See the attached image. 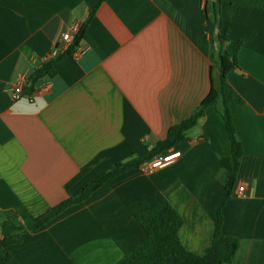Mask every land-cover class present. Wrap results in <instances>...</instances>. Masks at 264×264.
<instances>
[{
    "label": "crops",
    "instance_id": "0c3cea01",
    "mask_svg": "<svg viewBox=\"0 0 264 264\" xmlns=\"http://www.w3.org/2000/svg\"><path fill=\"white\" fill-rule=\"evenodd\" d=\"M213 2L106 0L80 45L86 53L58 60L33 99L15 102L11 86L64 54L62 36L86 22L96 0H0V222L31 223L152 152L208 96L227 33L242 44L228 82L244 101L231 110L244 155L223 234L240 242L231 264H264V0H222V31ZM216 109L188 131L173 165L120 175L25 234L0 264H120L147 240L137 215L160 198L183 218V246L204 254L225 196L220 161L232 153Z\"/></svg>",
    "mask_w": 264,
    "mask_h": 264
},
{
    "label": "trees",
    "instance_id": "16d2710c",
    "mask_svg": "<svg viewBox=\"0 0 264 264\" xmlns=\"http://www.w3.org/2000/svg\"><path fill=\"white\" fill-rule=\"evenodd\" d=\"M105 1L96 0L88 19L80 26L79 32L75 35L69 49L63 55L49 60L48 63L30 76L26 85L27 93H33L38 83L46 76H54L56 62L65 56L73 55L80 47L87 35L91 20ZM221 2L222 0H214L213 2L215 23L218 24L220 31H222L220 20ZM218 45V50L214 54L218 75L214 74L213 67L211 70L212 86L210 92L188 119L168 130L166 138L160 141L152 152L127 163L115 165L111 170L99 175L88 184L79 195L69 197L54 208L52 207L44 216L25 225H17L10 220L0 222V260L8 262L13 259L10 249L14 245L20 244L25 234L39 231L49 221L59 217L71 206L86 202L96 191L120 175L141 167L160 154L173 149L177 150L178 146L188 140V131L197 126L199 120L204 116L205 110L215 106L225 122L232 153L220 161L222 171L220 179L225 189V196L218 208L212 245L208 246L202 255L189 252L183 246L179 235L184 222L183 218L166 198H160L148 212L137 215V221L144 228L147 240L120 264H167L169 258L173 259L176 264H231L235 260L240 242L234 237H227L223 234V224L225 223L223 209L227 201L233 196L236 180L241 169L242 156L244 155L231 110L232 106L243 105L244 101L229 84L228 75L239 68L238 54L242 44L241 42L231 41L227 33H220Z\"/></svg>",
    "mask_w": 264,
    "mask_h": 264
},
{
    "label": "built area",
    "instance_id": "2783aa9c",
    "mask_svg": "<svg viewBox=\"0 0 264 264\" xmlns=\"http://www.w3.org/2000/svg\"><path fill=\"white\" fill-rule=\"evenodd\" d=\"M80 26L78 25H73L70 30L62 36V49L63 52L65 53L71 44L73 43L75 35L78 34ZM86 53L85 49L78 48L74 54L79 56V55H84ZM49 60L46 61L48 63ZM30 78V73L29 71L25 72L21 78L18 80V82L11 88H10V93L12 96L13 101L17 102L21 100L25 96H29L30 99H33V94L32 93H27L26 92V85H27V80ZM182 152L179 150H171L168 151L167 153L160 154L153 158L151 161L148 163H144L141 167H143L147 173H153L155 171L161 170L166 168L167 166L173 165L180 157H181ZM244 193V188H239L238 194L242 195Z\"/></svg>",
    "mask_w": 264,
    "mask_h": 264
},
{
    "label": "rangeland",
    "instance_id": "374dc122",
    "mask_svg": "<svg viewBox=\"0 0 264 264\" xmlns=\"http://www.w3.org/2000/svg\"><path fill=\"white\" fill-rule=\"evenodd\" d=\"M215 74V73H214Z\"/></svg>",
    "mask_w": 264,
    "mask_h": 264
}]
</instances>
